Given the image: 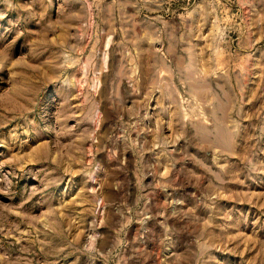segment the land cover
Returning a JSON list of instances; mask_svg holds the SVG:
<instances>
[{"label": "rangeland", "instance_id": "obj_1", "mask_svg": "<svg viewBox=\"0 0 264 264\" xmlns=\"http://www.w3.org/2000/svg\"><path fill=\"white\" fill-rule=\"evenodd\" d=\"M0 264H264V0H0Z\"/></svg>", "mask_w": 264, "mask_h": 264}]
</instances>
